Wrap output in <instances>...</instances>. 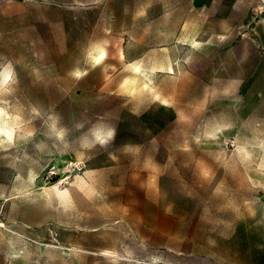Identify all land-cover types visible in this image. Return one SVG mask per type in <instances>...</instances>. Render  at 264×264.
Segmentation results:
<instances>
[{"label":"rangeland","instance_id":"1","mask_svg":"<svg viewBox=\"0 0 264 264\" xmlns=\"http://www.w3.org/2000/svg\"><path fill=\"white\" fill-rule=\"evenodd\" d=\"M0 264H264V0H0Z\"/></svg>","mask_w":264,"mask_h":264},{"label":"clouds","instance_id":"2","mask_svg":"<svg viewBox=\"0 0 264 264\" xmlns=\"http://www.w3.org/2000/svg\"><path fill=\"white\" fill-rule=\"evenodd\" d=\"M8 79H9V74L5 73V76H4L5 83H7Z\"/></svg>","mask_w":264,"mask_h":264}]
</instances>
